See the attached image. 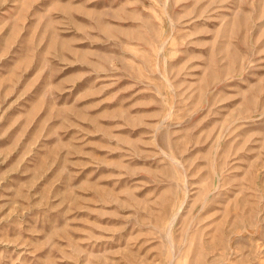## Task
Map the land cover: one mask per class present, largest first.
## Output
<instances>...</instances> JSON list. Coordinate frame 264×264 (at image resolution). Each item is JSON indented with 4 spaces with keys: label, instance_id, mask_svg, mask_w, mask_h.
Masks as SVG:
<instances>
[{
    "label": "rangeland",
    "instance_id": "374dc122",
    "mask_svg": "<svg viewBox=\"0 0 264 264\" xmlns=\"http://www.w3.org/2000/svg\"><path fill=\"white\" fill-rule=\"evenodd\" d=\"M0 264H264V0H0Z\"/></svg>",
    "mask_w": 264,
    "mask_h": 264
}]
</instances>
